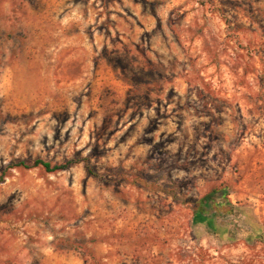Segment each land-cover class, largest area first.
Wrapping results in <instances>:
<instances>
[{
	"label": "rangeland",
	"instance_id": "374dc122",
	"mask_svg": "<svg viewBox=\"0 0 264 264\" xmlns=\"http://www.w3.org/2000/svg\"><path fill=\"white\" fill-rule=\"evenodd\" d=\"M1 178L0 264H264V0H0Z\"/></svg>",
	"mask_w": 264,
	"mask_h": 264
},
{
	"label": "trees",
	"instance_id": "16d2710c",
	"mask_svg": "<svg viewBox=\"0 0 264 264\" xmlns=\"http://www.w3.org/2000/svg\"><path fill=\"white\" fill-rule=\"evenodd\" d=\"M84 163L85 168L87 169L88 173L90 176L101 179L100 175H98L92 165L89 163L87 159L80 161V160H73L71 162H68L67 164L64 165H58V166H52L50 163H46L44 161H36L33 165H29L25 162H19V163H13L10 165L8 170H14V169H23V170H32V169H37V168H43L47 173H57L61 171H67L72 169L74 166ZM4 182V178L0 179V183ZM217 194V191H213L212 194L207 195L199 204H198V210L196 211V214H201V215H207V206L211 204V209L214 211H218V208L221 207V205L216 204V198L214 197ZM231 212V211H230Z\"/></svg>",
	"mask_w": 264,
	"mask_h": 264
}]
</instances>
